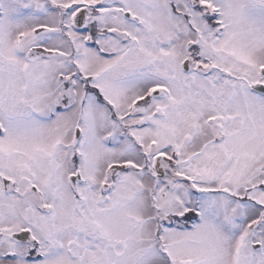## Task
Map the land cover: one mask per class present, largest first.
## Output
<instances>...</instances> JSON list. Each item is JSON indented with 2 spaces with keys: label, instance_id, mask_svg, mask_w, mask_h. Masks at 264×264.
Listing matches in <instances>:
<instances>
[{
  "label": "snow or ice",
  "instance_id": "6c2138e0",
  "mask_svg": "<svg viewBox=\"0 0 264 264\" xmlns=\"http://www.w3.org/2000/svg\"><path fill=\"white\" fill-rule=\"evenodd\" d=\"M0 264H264V0H0Z\"/></svg>",
  "mask_w": 264,
  "mask_h": 264
}]
</instances>
